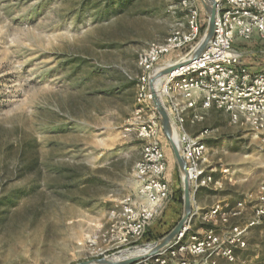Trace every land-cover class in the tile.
I'll return each instance as SVG.
<instances>
[{"label":"rangeland","instance_id":"374dc122","mask_svg":"<svg viewBox=\"0 0 264 264\" xmlns=\"http://www.w3.org/2000/svg\"><path fill=\"white\" fill-rule=\"evenodd\" d=\"M184 1L0 0V264H79L154 243L177 226L182 176L158 112L139 102L138 58L186 27ZM195 5L208 25L201 1ZM234 50L253 73L264 71V39H239ZM155 118L175 168L165 173L171 197L140 242L109 243L104 233L121 205L138 196L142 123ZM250 129L213 111L192 130H210L203 168L212 182L185 239L246 229L235 262L219 264H264V220L249 227L248 210L228 224L212 216L217 205L230 213L264 180V143Z\"/></svg>","mask_w":264,"mask_h":264},{"label":"built area","instance_id":"2783aa9c","mask_svg":"<svg viewBox=\"0 0 264 264\" xmlns=\"http://www.w3.org/2000/svg\"><path fill=\"white\" fill-rule=\"evenodd\" d=\"M216 28L212 43L199 59L173 71L162 80L158 88L168 109L183 156L188 165L191 191L208 187L212 176H206L203 163L208 154L210 130L191 136L186 123L192 125L205 121L209 111L225 113L236 126L247 125L264 143V71L253 73L246 64V54L234 50L240 40L250 41L255 35L264 39V0H216ZM188 11L186 27L172 32L163 42L151 43L140 55L142 70L138 88L139 102L143 107H153L149 92L151 75L157 70L173 67L189 60L200 44L201 14L195 0H185ZM141 137L148 143L142 151V161L137 165L140 179L138 196L121 205L120 215L104 233V241L128 245L140 242L157 217L160 207L171 197L169 182L165 180L168 161L158 139L157 119L142 123ZM251 207L254 227L264 220V180L257 191L247 193L234 210L224 215L222 207L215 206L212 216L220 215L224 224L230 218L240 217ZM246 229L232 226L226 234L211 230L185 239L188 227L176 243L162 254L145 260L150 264H219L236 260V250L245 249Z\"/></svg>","mask_w":264,"mask_h":264},{"label":"water","instance_id":"95a60500","mask_svg":"<svg viewBox=\"0 0 264 264\" xmlns=\"http://www.w3.org/2000/svg\"><path fill=\"white\" fill-rule=\"evenodd\" d=\"M202 6L205 8L206 13L208 15L207 27L205 29V33L200 40V44L195 52L190 56L189 60L185 62L178 63L173 65V67L163 68L157 70L154 74H152L150 83H149V92L152 95V103L153 107L158 112L160 125H162V131L167 138L168 142H170L174 158H176L178 169L180 175L182 176V191L183 195V208L184 213L177 226L168 234L163 236L160 240L155 241L154 243L145 244L141 247H131L128 250L118 252L112 254V256L107 257H96L90 261L82 262L79 264H139L145 262L150 258H154L162 252L166 251L170 247H172L180 235L186 230L189 222L193 216L192 207V197L193 191H191V182L190 177L188 175V165L186 159L183 156L182 150L179 144L175 141L176 136V125L173 124L168 109H166L164 102L162 100L161 94L156 89L155 85L158 80H163L168 77L173 71L177 70L181 66L188 64L191 61H195L199 59V57L206 52L209 45L212 43L214 35H215V20L217 16V1L216 0H200ZM145 246H152V248L145 253V255L140 256H132L133 250L137 248H145ZM126 256V257H125Z\"/></svg>","mask_w":264,"mask_h":264},{"label":"crops","instance_id":"0c3cea01","mask_svg":"<svg viewBox=\"0 0 264 264\" xmlns=\"http://www.w3.org/2000/svg\"><path fill=\"white\" fill-rule=\"evenodd\" d=\"M248 60L246 59V64L248 65V62H247ZM248 66H250V65H248ZM253 70V69H252ZM213 111H216V110H211V111H209L208 112V114L210 113V112H213ZM207 114V115H208ZM228 119H229V117H228ZM230 120V119H229ZM233 124V123H232ZM200 124H197V125H192V124H189L188 122L186 123V130H187V132L192 136H198L199 134H195L192 130L196 127V126H199ZM236 126V125H235ZM242 126H245V127H247V125H243V124H241L239 127H242ZM250 131H251V129H250ZM203 132V131H202ZM208 140V139H207ZM208 154H209V142H208ZM208 154H207V158L209 159V157H208ZM207 161V160H206ZM205 163V162H204ZM204 163H203V165H204ZM176 164H177V161H176ZM175 164V165H176ZM210 164V163H209ZM203 165H202V167H203ZM177 167H178V165H176ZM209 167H211V164L209 165ZM170 168H173V166H172V164H171V162H169L168 163V171L170 172ZM173 169H175V168H173ZM205 169V168H204ZM179 170V169H178ZM169 172H167V177H170V179H172L174 176L172 175V173H169ZM212 176V175H211ZM172 177V178H171ZM214 177V176H213ZM168 181H169V178H168ZM170 182V181H169ZM202 193H203V191H202V188L201 189H199L198 190V192H196V193H193V197H192V207L193 208H197V209H203V208H201V206H202V202H201V199H202ZM246 210H248V211H251V212H254L253 210H252V208L251 207H248ZM247 211V212H248ZM254 219V218H253ZM252 221V220H251ZM251 221H249V222H251Z\"/></svg>","mask_w":264,"mask_h":264},{"label":"bare ground","instance_id":"6f19581e","mask_svg":"<svg viewBox=\"0 0 264 264\" xmlns=\"http://www.w3.org/2000/svg\"><path fill=\"white\" fill-rule=\"evenodd\" d=\"M161 83H162V80H158V81L156 82L155 87H156L157 90H158L159 86L161 85ZM159 93H160V92H159ZM160 94H161V93H160ZM175 137H177V135H176ZM175 139H176L175 141L179 144L177 138H175ZM151 248H152V246H145V248H137V249L133 250V252H132L131 255H132V256L145 255V253H147ZM125 257H126V256H125Z\"/></svg>","mask_w":264,"mask_h":264},{"label":"trees","instance_id":"16d2710c","mask_svg":"<svg viewBox=\"0 0 264 264\" xmlns=\"http://www.w3.org/2000/svg\"><path fill=\"white\" fill-rule=\"evenodd\" d=\"M206 26H207L206 24H203V27H202V30L203 31H205ZM182 195H183V193L181 194V201L183 202ZM156 239H158V237ZM148 240L151 241V240H155V239L154 238L153 239H150V237H148Z\"/></svg>","mask_w":264,"mask_h":264}]
</instances>
